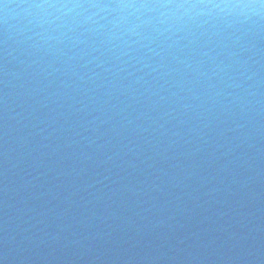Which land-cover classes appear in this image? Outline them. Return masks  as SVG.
<instances>
[{"label":"water","instance_id":"water-1","mask_svg":"<svg viewBox=\"0 0 264 264\" xmlns=\"http://www.w3.org/2000/svg\"><path fill=\"white\" fill-rule=\"evenodd\" d=\"M2 264H264V0H0Z\"/></svg>","mask_w":264,"mask_h":264},{"label":"clouds","instance_id":"clouds-1","mask_svg":"<svg viewBox=\"0 0 264 264\" xmlns=\"http://www.w3.org/2000/svg\"><path fill=\"white\" fill-rule=\"evenodd\" d=\"M0 264H2V262H0Z\"/></svg>","mask_w":264,"mask_h":264}]
</instances>
